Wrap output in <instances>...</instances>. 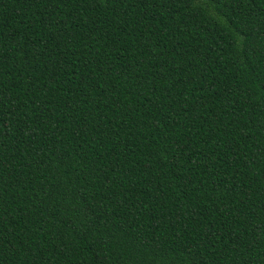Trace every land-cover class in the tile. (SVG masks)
Returning a JSON list of instances; mask_svg holds the SVG:
<instances>
[{"label":"trees","instance_id":"trees-1","mask_svg":"<svg viewBox=\"0 0 264 264\" xmlns=\"http://www.w3.org/2000/svg\"><path fill=\"white\" fill-rule=\"evenodd\" d=\"M0 264H264V0H0Z\"/></svg>","mask_w":264,"mask_h":264}]
</instances>
